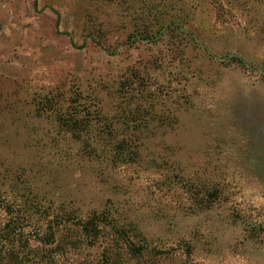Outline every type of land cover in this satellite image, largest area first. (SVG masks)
Masks as SVG:
<instances>
[{"label": "rangeland", "instance_id": "374dc122", "mask_svg": "<svg viewBox=\"0 0 264 264\" xmlns=\"http://www.w3.org/2000/svg\"><path fill=\"white\" fill-rule=\"evenodd\" d=\"M0 264H264V0H0Z\"/></svg>", "mask_w": 264, "mask_h": 264}, {"label": "trees", "instance_id": "16d2710c", "mask_svg": "<svg viewBox=\"0 0 264 264\" xmlns=\"http://www.w3.org/2000/svg\"><path fill=\"white\" fill-rule=\"evenodd\" d=\"M36 4H37V0H34V5L36 6ZM146 36H147L146 39H149L151 37L150 33L146 34Z\"/></svg>", "mask_w": 264, "mask_h": 264}]
</instances>
